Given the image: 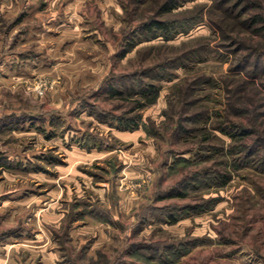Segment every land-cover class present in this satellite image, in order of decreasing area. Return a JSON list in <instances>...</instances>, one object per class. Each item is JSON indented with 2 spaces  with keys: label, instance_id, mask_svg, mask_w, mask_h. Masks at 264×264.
<instances>
[{
  "label": "rangeland",
  "instance_id": "1",
  "mask_svg": "<svg viewBox=\"0 0 264 264\" xmlns=\"http://www.w3.org/2000/svg\"><path fill=\"white\" fill-rule=\"evenodd\" d=\"M161 1L0 0V264H264V0Z\"/></svg>",
  "mask_w": 264,
  "mask_h": 264
},
{
  "label": "trees",
  "instance_id": "2",
  "mask_svg": "<svg viewBox=\"0 0 264 264\" xmlns=\"http://www.w3.org/2000/svg\"><path fill=\"white\" fill-rule=\"evenodd\" d=\"M189 0H162L159 4L156 2L155 9H153L151 15L142 20L141 22L133 25L130 29L129 38L124 43L123 49L119 52V56H124L125 53L131 49L137 40H146L155 38L158 36H162L163 39L168 40L173 38L177 33L182 32L186 33L191 29L195 23L201 20V15H191L189 17L185 16L181 19L178 18H163L162 16L171 14L176 8L182 6L185 2ZM212 6H225L224 10L229 12V14L239 17L243 14L242 7L245 4V0H211ZM242 4V5H241ZM236 7H240L238 10ZM263 17L261 15L255 13L251 15L249 19H245L242 21L243 25L251 24L255 25L258 22H261ZM248 26V25H247ZM259 29H255L257 31ZM142 34V36L135 40L138 34ZM121 80V79H120ZM114 94L120 95L121 89L119 87H115L113 90ZM134 93H139L141 96L148 97L147 103H152L157 97L158 94V86L155 83H151L149 81H138L137 89L133 90ZM138 119V117H137ZM136 117H127L122 118L116 117V125L122 128H132L138 127L139 121ZM234 126V125H233ZM233 129V128H232ZM234 130L240 131V127L235 126ZM244 130V129H243ZM224 132V131H222ZM227 133V132H225ZM178 195H182V193H178ZM166 217L171 218L167 219L166 222H172L174 220V215L171 212L166 213Z\"/></svg>",
  "mask_w": 264,
  "mask_h": 264
}]
</instances>
